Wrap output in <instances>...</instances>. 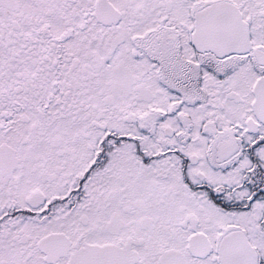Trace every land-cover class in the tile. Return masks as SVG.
Returning a JSON list of instances; mask_svg holds the SVG:
<instances>
[{
	"label": "snow or ice",
	"instance_id": "obj_1",
	"mask_svg": "<svg viewBox=\"0 0 264 264\" xmlns=\"http://www.w3.org/2000/svg\"><path fill=\"white\" fill-rule=\"evenodd\" d=\"M0 264H264V0H0Z\"/></svg>",
	"mask_w": 264,
	"mask_h": 264
}]
</instances>
